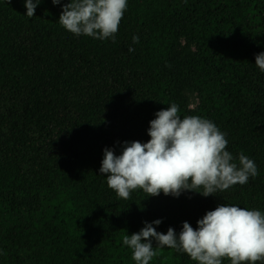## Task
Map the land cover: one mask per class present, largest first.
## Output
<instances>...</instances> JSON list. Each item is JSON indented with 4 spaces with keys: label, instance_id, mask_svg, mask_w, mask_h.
Masks as SVG:
<instances>
[{
    "label": "trees",
    "instance_id": "trees-1",
    "mask_svg": "<svg viewBox=\"0 0 264 264\" xmlns=\"http://www.w3.org/2000/svg\"><path fill=\"white\" fill-rule=\"evenodd\" d=\"M67 2L41 0L29 18L24 0H0V264H135L122 238L144 222L179 233L218 204L264 213V0H128L115 42L65 30ZM181 39L196 48L182 64ZM172 103L181 119L213 122L258 175L208 197L119 198L99 174L103 149L146 143L149 121ZM150 264L196 262L164 247Z\"/></svg>",
    "mask_w": 264,
    "mask_h": 264
},
{
    "label": "clouds",
    "instance_id": "clouds-1",
    "mask_svg": "<svg viewBox=\"0 0 264 264\" xmlns=\"http://www.w3.org/2000/svg\"><path fill=\"white\" fill-rule=\"evenodd\" d=\"M39 3L24 0L29 18ZM51 3L60 5L62 0ZM127 6L128 0H68L58 21L74 35L115 42ZM132 42L139 43V37L133 36ZM255 65L264 72V52L255 55ZM178 113L175 103L157 111L149 121L146 143L124 141L119 154L103 149L99 174L119 198L128 200L137 189L147 196L178 197L191 191L208 197L258 175L255 162L243 152L234 159L226 150L228 140L213 122L197 115L181 119ZM161 222H144L139 232L123 236L135 264H150L164 247L187 254L196 264H222L225 259L230 264H264V213L259 210L218 204L197 220L196 228L182 222L179 233L172 227L166 233L156 231Z\"/></svg>",
    "mask_w": 264,
    "mask_h": 264
},
{
    "label": "rangeland",
    "instance_id": "rangeland-1",
    "mask_svg": "<svg viewBox=\"0 0 264 264\" xmlns=\"http://www.w3.org/2000/svg\"><path fill=\"white\" fill-rule=\"evenodd\" d=\"M195 44L191 41L181 39L180 46L177 49V55L176 60L182 64L186 57L195 52ZM179 93L181 96L185 99V102L190 110H194L198 104H199V95L197 92H195L187 78H184L182 81L180 87H179Z\"/></svg>",
    "mask_w": 264,
    "mask_h": 264
}]
</instances>
